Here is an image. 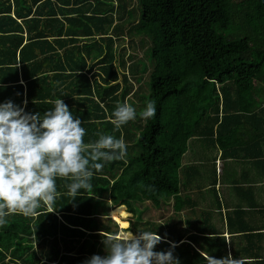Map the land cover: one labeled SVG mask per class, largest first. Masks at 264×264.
Listing matches in <instances>:
<instances>
[{
	"label": "trees",
	"instance_id": "16d2710c",
	"mask_svg": "<svg viewBox=\"0 0 264 264\" xmlns=\"http://www.w3.org/2000/svg\"><path fill=\"white\" fill-rule=\"evenodd\" d=\"M106 1L0 0V101L11 99L42 116L61 98L81 119L85 144L103 134L126 145L123 159L98 161L103 167L93 170L89 188L79 190L73 201L65 187L70 178H57L52 209L41 205L34 216L5 217L0 264H81L92 254L105 255L102 239L121 230L100 219L108 213H99L98 204L109 202L123 233L157 232L162 240L155 250L165 251L169 241L175 242L177 264H205L206 256L192 245L196 235L174 236L156 222L143 228L140 216L130 226L125 218L133 217L127 211L134 213L135 202L152 207L170 198L176 202L188 141L211 139L215 129L218 141L227 117L254 111L264 96V4L138 0L136 34L150 40L153 63L146 103L154 101L156 113L115 128L113 110L128 93L114 66V36L102 31L115 11ZM94 36L102 42L83 54V42ZM95 65L101 67L97 75ZM213 236L212 241L221 240ZM200 250L221 257L218 243Z\"/></svg>",
	"mask_w": 264,
	"mask_h": 264
},
{
	"label": "clouds",
	"instance_id": "9594fccd",
	"mask_svg": "<svg viewBox=\"0 0 264 264\" xmlns=\"http://www.w3.org/2000/svg\"><path fill=\"white\" fill-rule=\"evenodd\" d=\"M155 113V103L149 101L139 115L150 119ZM112 116L114 127L119 128L135 119L136 112L125 101L116 105ZM81 124L79 116L74 117L61 98L42 116L26 111L11 99L0 101V223L14 213L34 216L41 205L52 209L57 199V178H70L65 187L73 201L79 190L89 188L93 170L99 172L103 167L98 161L125 157L122 138L100 134L97 140L85 144ZM161 240L157 232L140 229L135 234L126 231L107 236L102 239L105 255L92 254L81 264H177L175 242L169 241L165 251L155 250ZM204 259L205 264H244L231 253Z\"/></svg>",
	"mask_w": 264,
	"mask_h": 264
},
{
	"label": "crops",
	"instance_id": "0c3cea01",
	"mask_svg": "<svg viewBox=\"0 0 264 264\" xmlns=\"http://www.w3.org/2000/svg\"><path fill=\"white\" fill-rule=\"evenodd\" d=\"M225 122L218 141L216 129L211 139L188 141L177 201L157 206L154 222L174 236L196 235L192 245L204 256L203 246L218 243L221 257L231 253L244 264H264V96L254 111L234 112ZM127 214L130 225L137 218L135 211ZM213 235L221 240L212 241Z\"/></svg>",
	"mask_w": 264,
	"mask_h": 264
},
{
	"label": "rangeland",
	"instance_id": "374dc122",
	"mask_svg": "<svg viewBox=\"0 0 264 264\" xmlns=\"http://www.w3.org/2000/svg\"><path fill=\"white\" fill-rule=\"evenodd\" d=\"M90 4H94L96 0H90ZM107 2L106 0H102ZM115 11L108 15V22L105 24L104 33H110L114 36L113 49L115 52L114 66L120 75V82L126 87L128 96L125 97V101L132 106L136 112L135 120L140 117L139 113L144 109L147 104V97L151 92L150 88V72L153 69V63L150 56L149 47L151 42L147 37H141L136 34L137 21L140 17V3L138 0H111ZM87 5V4H85ZM117 24V25H116ZM116 25V26H115ZM113 26L114 29H113ZM100 36H94L93 39H87L85 48L82 51L83 54H87V48L90 50H96L97 45L102 42L99 40ZM98 43V44H97ZM82 44V48H83ZM89 60V59H88ZM91 61L89 60V63ZM96 66V65H95ZM100 66L94 67L95 74L100 71ZM108 198V193L103 195ZM146 204H150L147 202ZM141 202H135V217L138 219L145 218L140 221V225L147 224L146 222H154L156 218V211H159V207L147 206ZM99 213L106 212L108 215H101L100 219L108 224L111 228H115V225L119 226V231L122 232L121 222L115 217L118 212L115 208H111V203L103 205L98 204ZM139 213V215H137ZM161 213L158 214V216ZM155 215V216H154ZM153 216V217H152ZM132 220V219H131ZM136 220V219H133ZM131 226V224H130ZM129 226V228H130ZM128 228V229H129ZM145 228V226H143Z\"/></svg>",
	"mask_w": 264,
	"mask_h": 264
},
{
	"label": "bare ground",
	"instance_id": "6f19581e",
	"mask_svg": "<svg viewBox=\"0 0 264 264\" xmlns=\"http://www.w3.org/2000/svg\"><path fill=\"white\" fill-rule=\"evenodd\" d=\"M123 234V232H121V234H119V235H122Z\"/></svg>",
	"mask_w": 264,
	"mask_h": 264
},
{
	"label": "water",
	"instance_id": "95a60500",
	"mask_svg": "<svg viewBox=\"0 0 264 264\" xmlns=\"http://www.w3.org/2000/svg\"><path fill=\"white\" fill-rule=\"evenodd\" d=\"M262 2H263V4H264V0H261Z\"/></svg>",
	"mask_w": 264,
	"mask_h": 264
}]
</instances>
